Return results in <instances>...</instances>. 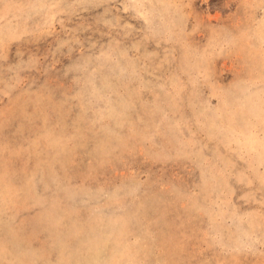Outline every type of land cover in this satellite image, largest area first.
Segmentation results:
<instances>
[{
    "label": "rangeland",
    "instance_id": "1",
    "mask_svg": "<svg viewBox=\"0 0 264 264\" xmlns=\"http://www.w3.org/2000/svg\"><path fill=\"white\" fill-rule=\"evenodd\" d=\"M0 264H264V0H0Z\"/></svg>",
    "mask_w": 264,
    "mask_h": 264
}]
</instances>
